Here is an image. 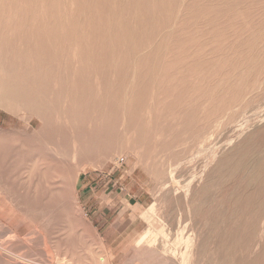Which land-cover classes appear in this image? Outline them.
I'll use <instances>...</instances> for the list:
<instances>
[{"label": "rangeland", "instance_id": "obj_1", "mask_svg": "<svg viewBox=\"0 0 264 264\" xmlns=\"http://www.w3.org/2000/svg\"><path fill=\"white\" fill-rule=\"evenodd\" d=\"M59 261L264 264V0H0V264Z\"/></svg>", "mask_w": 264, "mask_h": 264}, {"label": "bare ground", "instance_id": "obj_2", "mask_svg": "<svg viewBox=\"0 0 264 264\" xmlns=\"http://www.w3.org/2000/svg\"><path fill=\"white\" fill-rule=\"evenodd\" d=\"M250 167H251V166H250ZM248 168H249V167H248ZM246 170H247V169H246ZM173 180H174V179H173ZM190 198H191V197H190ZM60 261H61V260H60ZM60 261H59V264L61 263ZM61 264H63V262H62Z\"/></svg>", "mask_w": 264, "mask_h": 264}, {"label": "built area", "instance_id": "obj_3", "mask_svg": "<svg viewBox=\"0 0 264 264\" xmlns=\"http://www.w3.org/2000/svg\"><path fill=\"white\" fill-rule=\"evenodd\" d=\"M123 162V161H122Z\"/></svg>", "mask_w": 264, "mask_h": 264}]
</instances>
